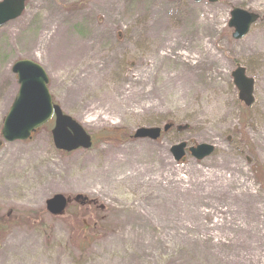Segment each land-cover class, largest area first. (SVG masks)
I'll use <instances>...</instances> for the list:
<instances>
[{"label":"rangeland","instance_id":"374dc122","mask_svg":"<svg viewBox=\"0 0 264 264\" xmlns=\"http://www.w3.org/2000/svg\"><path fill=\"white\" fill-rule=\"evenodd\" d=\"M234 7L258 14L238 40ZM192 57L204 63L188 72ZM20 58L41 65L53 101L93 145L56 150L53 119L26 141L0 136V264H264L247 242L264 230V0H27L0 26V129ZM236 65L253 82L249 106ZM165 123L156 140L131 137ZM180 141L214 151L175 161ZM56 193L97 207L52 216L45 200Z\"/></svg>","mask_w":264,"mask_h":264},{"label":"water","instance_id":"95a60500","mask_svg":"<svg viewBox=\"0 0 264 264\" xmlns=\"http://www.w3.org/2000/svg\"><path fill=\"white\" fill-rule=\"evenodd\" d=\"M26 0H0V26L9 20L17 18L24 9ZM194 2L208 1L210 3L220 0H193ZM227 25L233 28V39H240L249 30L251 24L257 19L256 13L234 7L229 12ZM11 71L16 74L19 84L17 94L5 115L1 136L6 142L26 140L37 127L53 117V127L50 131L53 145L56 149L70 152L78 148L88 149L91 146L90 135L83 127L69 115L62 112L60 107L53 103L47 88L48 78L44 69L29 59H18ZM234 85L238 90L240 100L250 105L252 99V80L245 75L244 68L236 66L231 72ZM169 124L162 128L167 131ZM159 127H139L132 137L155 140L159 137ZM214 147L209 143H198L187 146L181 141L170 146L169 151L175 161H179L185 153H189L196 160H201L212 154ZM80 194L74 196L75 200L84 199ZM68 197L54 194L45 201L46 210L54 216L64 211Z\"/></svg>","mask_w":264,"mask_h":264},{"label":"bare ground","instance_id":"6f19581e","mask_svg":"<svg viewBox=\"0 0 264 264\" xmlns=\"http://www.w3.org/2000/svg\"><path fill=\"white\" fill-rule=\"evenodd\" d=\"M180 56H182L183 58H188L187 54L185 53H179ZM192 59L194 60L193 62L190 63V66H187V71L188 72H192L194 70H196L199 66H202L203 63H204V60L203 59H200L199 57H192ZM189 60V59H188ZM177 77H181V75L177 74L175 76V78ZM169 80L171 81L172 78H169ZM264 99V95L262 97ZM42 171L44 173H49L48 175V178L45 180V183H48V185H51L52 186L54 185L53 184V179H54V175H57L59 172L57 171L56 167L52 164H48V165H45L42 169ZM244 197L248 200V201H253V197L252 195H250L248 192L245 193ZM193 198L195 200H197L198 202H201V200L199 199V194H196L194 193L193 195ZM197 202V203H198ZM163 207H165L163 205ZM200 210V213L202 211L201 208H198ZM224 221V220H223ZM222 221V222H223ZM226 228H229L230 225H228L227 223H224L223 224ZM244 231L246 232V230L244 229ZM247 242H250L251 244L255 245L254 247L257 249V250H261V249H264V230L263 231H259L254 237L252 240H247ZM226 244H229V241L226 242ZM262 261H264V255L262 257ZM225 264H228V259L227 257H225Z\"/></svg>","mask_w":264,"mask_h":264},{"label":"flooded vegetation","instance_id":"af4514ba","mask_svg":"<svg viewBox=\"0 0 264 264\" xmlns=\"http://www.w3.org/2000/svg\"><path fill=\"white\" fill-rule=\"evenodd\" d=\"M79 204L80 206H84V207H88L90 208L91 206H94V207H97V202L95 201V199H91V198H86L85 200H82L80 202H76L74 200H72V198L69 200L68 202V205H71V204ZM101 207V206H99Z\"/></svg>","mask_w":264,"mask_h":264}]
</instances>
